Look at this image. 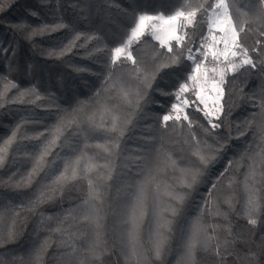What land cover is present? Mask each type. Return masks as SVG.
Wrapping results in <instances>:
<instances>
[{"label": "trees", "instance_id": "trees-1", "mask_svg": "<svg viewBox=\"0 0 264 264\" xmlns=\"http://www.w3.org/2000/svg\"><path fill=\"white\" fill-rule=\"evenodd\" d=\"M202 2L191 0L193 7ZM211 2L209 0V4ZM228 2L237 23L248 21L240 39L258 67L228 74L222 101L224 115L220 120V128L212 134L204 131L210 126L202 113L194 107L186 109L194 122L192 131L200 141L199 146L204 148L206 155L215 156L214 160L201 165L192 156L197 145L192 142L186 126H177L172 122H169L167 129L160 126L162 116L176 102L175 91L192 71V62L182 60L179 65L161 68L156 72L150 88L145 90L140 85L143 99L139 108L124 109V115L131 122L120 139L119 152L108 155L102 149L93 147L104 144L105 136L87 133L86 128L81 133L76 127H69L56 144L50 145V155L44 170L32 176L31 183L25 185L36 157L52 139V130L62 117L85 104L96 108L98 100L100 103H119L113 92L103 91L105 78L110 71L114 80L123 77L126 86L135 88L139 83L129 75L131 67L121 66L113 70L110 66V50L127 38L134 16L144 13L168 15L181 7L182 0H0V8L4 9L0 11V78H3L0 79V91L8 81L18 86L0 99V147L7 149L4 164L0 166V231L6 240L8 227L15 221L13 232L16 236L14 242L0 248L5 264H21L20 260L14 259L21 256L27 261L29 254L34 253L45 241L49 246L42 253L40 264H64L61 257L69 248L60 243L64 237L51 229L56 227L69 209L76 208L87 197L86 180L72 183L39 205H33L32 202L42 191L47 190L52 178L63 170V162L82 152L87 157H93L94 162L107 163L109 167L101 171L105 175L111 173V178L105 181L97 180L95 173L91 177L97 181L101 192V200L96 202L99 229L94 224L71 220L64 225H72L69 230L77 234L73 237V243L79 249L78 259L84 260L85 264H97L87 257L85 251L87 244L95 239L97 231L102 234L107 248L99 264H128L123 254L125 233L130 226L126 221L136 200L138 185L145 179L148 168L155 165L158 150L161 153L171 152L181 167L200 168L201 175L192 189L185 190L182 203L172 201L163 191L158 193L154 184L146 185L145 214L139 226L140 251L149 250L146 264H180L190 224L197 216L202 215L203 222L209 225L223 226L226 223L222 217L210 216L204 208L212 183L228 168L229 161L241 160L245 153L252 155L264 149V142L261 141L264 133L260 131L264 115L254 106L264 101V67L259 64L264 60V36L260 35V32H264V20L256 19L260 12L257 0ZM206 15L204 12L199 13L195 30L187 29L190 38L181 49L185 56L187 48L191 47L195 51L200 45V35H206ZM58 24L66 27L43 33L38 31L44 26ZM34 30H37L35 35L32 34ZM78 34L80 39L76 41V46L64 51ZM257 40L262 43L257 45ZM154 45L159 47L157 41L145 36L138 45L132 46L133 54L150 72L155 70L156 64L168 62L172 55H165L166 49H160L161 55L153 62L151 56ZM253 48L258 51L252 52ZM53 51H64V54L49 55ZM33 87L40 99L37 100L36 95L20 98V91ZM249 121H253L251 128ZM237 125H240L239 131L248 129L247 135L240 139H235ZM14 132V140L10 145L6 144ZM205 145L209 147L205 148ZM247 163L245 158L238 169L229 168L214 193L220 210L228 214L231 222L233 237L229 239L240 235V239L230 248L232 254L226 257L223 264H249L245 259L249 252L257 256L252 264H264V255H261L264 223L252 227L241 215L246 198L242 181ZM157 180L173 184L172 171L158 174ZM229 180L233 181L231 188L226 187ZM257 187L261 188V196L264 197V186ZM225 197L233 198L234 210L223 202ZM168 206L175 208L174 215L171 211H163ZM161 211L171 223L167 229H162L164 243L161 256L156 259L150 251L151 238L157 226V213ZM47 217L56 219L47 220ZM261 219L264 220V215ZM82 234L87 235V240ZM218 236V242L222 243L226 236L223 227ZM196 264H220V261L210 251L198 249Z\"/></svg>", "mask_w": 264, "mask_h": 264}, {"label": "snow or ice", "instance_id": "snow-or-ice-1", "mask_svg": "<svg viewBox=\"0 0 264 264\" xmlns=\"http://www.w3.org/2000/svg\"><path fill=\"white\" fill-rule=\"evenodd\" d=\"M260 6L259 15L257 20H264V0H257ZM208 5V7H206ZM0 8V11H3ZM206 13L207 35H200V45L193 51V48H187V55H184L183 49L189 33L187 29L192 28L195 30L197 25V17L199 13ZM245 15H247L245 13ZM248 21L245 20L237 23L233 18L230 11L228 0H203L198 6L193 7L191 0H182L180 8L168 15L163 13L157 14H139L134 16L133 24L127 34V38L118 46L110 50V66L111 69H116L121 66H129L132 72L129 74L131 78L137 80L139 83L135 88L126 86L123 77L113 78V73L110 71L109 75L105 78V86L103 91L113 92L119 103L109 104L107 101L100 103L97 101L98 107L85 104L78 110H73L72 113L66 114L61 118L60 123L52 130V139L44 146L35 163L32 172L28 174L25 185L31 183L32 176L39 174L46 166V159L50 155V145H54L63 136L64 131L69 127H76L81 133L85 132L91 134H100L106 137L104 144H96L93 147L102 149L104 153L112 155L114 152H119L120 139L124 135V130L131 121L124 115L126 108H139L140 101L143 99L140 85L144 89L151 87L152 80L155 79V74L161 68L171 67L172 65H179L182 60L192 62V71L187 76L185 82L181 83L175 91L174 96L176 102L171 105L170 110L161 118L160 126L167 129L169 122L177 126H186L189 129V136L192 142L197 147L192 151V156L201 164L207 165L210 160H214L215 156L205 154L204 148H201L200 141L197 138L193 129L194 122L186 109L195 108L196 111L203 114L207 121L209 128L204 131L208 134L216 129H219L221 124L220 120L224 115V103L222 102L225 97L224 85L227 83L226 77L229 73L235 74L241 69H256L258 64L253 60L249 54V49L241 42V34L245 32ZM66 25L58 24L52 27L44 26L38 31L43 33L45 31H56L64 28ZM250 31V29H249ZM33 35L37 34L34 30ZM264 36V32H260ZM145 36H148L152 41H157L159 47L153 46L151 59L155 62L161 55L160 49H166L165 55L171 53L169 61L166 63L156 64L154 71H149L146 67L142 66L137 57L133 54V45L139 44ZM80 39V35L69 42L64 51H70L72 47L76 46V41ZM257 45L262 42L256 41ZM223 45V49L219 45ZM64 51L60 53L50 52L49 55H63ZM257 48H253L252 52H257ZM179 53V54H177ZM223 57V60H221ZM239 58L236 62L235 58ZM211 62L214 66L209 68L207 64ZM261 67H264V60L259 62ZM223 65V66H222ZM211 73V76H209ZM3 79V78H0ZM18 86L8 81L4 84L3 90L0 91V99H2L11 89H17ZM186 93H192L195 99H189ZM36 95V99H40L33 87L19 92L20 98L24 96ZM100 93H97L99 97ZM111 98V97H110ZM35 102V101H33ZM201 105L203 107H201ZM260 109V113L264 115V101L254 105ZM91 109L90 111H85ZM83 115V120L81 116ZM99 115V119L97 116ZM186 122V124H185ZM253 121H249V128H251ZM240 125H237L238 134L235 139H240L247 135L248 129L239 131ZM260 131L264 133V123L260 125ZM85 133V139H87ZM16 133L6 141V144H11L15 138ZM261 141L264 142V134L261 135ZM185 143H188L185 140ZM87 147V145H86ZM209 147L207 145L204 146ZM7 149L0 147V166H3L5 154ZM247 159V171L244 173L242 181L243 191L245 193V200L241 215L247 220L248 225L256 227L259 223H264L261 219L264 215V197L261 196V188L257 185L264 186V149L249 155L245 153L242 155L241 160L229 161L228 168L220 174L215 182L212 183L208 191V198L204 202V208L207 209L208 214L213 217H222L226 223L221 226L218 224H205L203 217L197 216L190 224L189 233L184 243V251L181 256L180 264H196V252L198 249L203 251H210L214 256L219 258L220 264H223L228 255H231L232 248L236 240L240 239L237 234L233 237L231 222L228 220V214L220 210V205L214 195L217 191L220 179L228 172L229 168H239L241 161ZM107 163L100 164L94 162L93 157H87L83 154L75 156L63 162V170L52 178V183L47 186L46 191H42L33 205H39L45 202L46 199H52L55 193L62 192L63 189L74 182L86 180L87 182V197L76 206V208L69 209L68 212L59 220L56 227L51 229L54 233H60L64 239L61 240V245L69 248V251L64 253L61 257L64 264H85L84 260L77 257L79 249L73 243V237L76 233L71 232L69 229L72 225L65 227V222L74 221L85 224H94L99 229V209L96 202L101 200L100 188L97 181L92 179V174L95 173L97 180L105 181L111 178L109 172L105 175L101 170L107 169ZM171 170L173 173V184L157 180V175L166 173ZM201 175L200 168L198 167H181L179 161L173 156L171 152L161 153L157 151L156 163L153 167L148 168L145 179L138 185V192L136 200L132 205L131 212L126 224L130 225L125 233L126 245L125 255L128 264H146L148 259V251H140L139 240V226L145 214V187L148 184H154L155 190L159 193L163 191L164 195L169 197L172 201L182 203L185 199V190L192 189L198 182V177ZM232 180H229L226 187H232ZM232 197H225L224 203L229 206V209L234 210ZM163 211H171L175 214V208L168 206ZM163 211L157 213V226L153 237L151 238L150 251L156 259H159L162 252L164 238L162 236V229H167L170 221L165 218ZM18 215V213H17ZM47 220L56 219L54 217H47ZM15 221L8 227L7 239L3 237V232L0 231V248H3L7 243L14 242L16 236L13 232ZM223 227L226 236L222 243L219 241L218 232ZM211 229V232L209 231ZM83 238L87 240V235L82 234ZM214 242L215 245H214ZM48 242L45 241L41 244L40 248L36 249L34 253L29 254V259L25 261L24 257H14L21 261V264H40L42 260V253L47 250ZM87 257L93 262L102 261L103 256L107 252V248L102 240V234L97 231L95 239L87 244L85 249ZM261 255H264V244L261 245ZM245 259L249 264L257 260L256 253L249 252L246 254ZM0 264H5L3 254H0Z\"/></svg>", "mask_w": 264, "mask_h": 264}, {"label": "rangeland", "instance_id": "rangeland-1", "mask_svg": "<svg viewBox=\"0 0 264 264\" xmlns=\"http://www.w3.org/2000/svg\"><path fill=\"white\" fill-rule=\"evenodd\" d=\"M206 35H207V31H206ZM219 48L222 50L223 49V45L221 44V45H219ZM236 59V62H238L239 61V58L237 57V58H235ZM221 60H223V57H221ZM223 66V65H222ZM209 67V66H208ZM209 68H211V67H209ZM209 76H211V73H209ZM186 95L188 96V98L189 99H195V97L192 95V93H186ZM201 107H203L202 105H201Z\"/></svg>", "mask_w": 264, "mask_h": 264}, {"label": "built area", "instance_id": "built-area-1", "mask_svg": "<svg viewBox=\"0 0 264 264\" xmlns=\"http://www.w3.org/2000/svg\"><path fill=\"white\" fill-rule=\"evenodd\" d=\"M207 66H209V67H213L214 65H213L211 62H209V63L207 64Z\"/></svg>", "mask_w": 264, "mask_h": 264}]
</instances>
